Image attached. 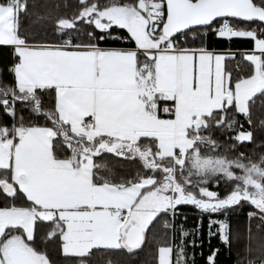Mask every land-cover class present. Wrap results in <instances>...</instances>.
Listing matches in <instances>:
<instances>
[{
    "label": "snow or ice",
    "instance_id": "snow-or-ice-1",
    "mask_svg": "<svg viewBox=\"0 0 264 264\" xmlns=\"http://www.w3.org/2000/svg\"><path fill=\"white\" fill-rule=\"evenodd\" d=\"M75 9L56 20L58 43L34 42L20 30L28 0H0V46L15 56L13 83L0 85V112L10 121L0 122V194L10 200L0 206V264H50L30 243L38 222H51L48 238L58 237L62 254L80 264L93 250L142 249L161 218L174 231L181 205L209 214V236L225 246L229 225L212 215L246 202L255 209L249 222L264 226V155L229 159L214 139L227 134L229 150L254 142L228 117L251 125L255 98L264 105V0H75ZM189 33L252 41L243 57L251 74L233 81L228 55L179 46ZM109 38L133 47H100ZM44 96L52 97L48 108ZM39 119L45 125L29 122ZM106 153L140 170L119 181L101 176L106 165L95 158ZM221 179L232 184L223 197L206 186ZM180 236L158 245L156 264H189L187 248L196 244L182 229ZM253 238L249 225V253ZM257 251L248 264H264V238Z\"/></svg>",
    "mask_w": 264,
    "mask_h": 264
},
{
    "label": "trees",
    "instance_id": "trees-1",
    "mask_svg": "<svg viewBox=\"0 0 264 264\" xmlns=\"http://www.w3.org/2000/svg\"><path fill=\"white\" fill-rule=\"evenodd\" d=\"M101 5L107 4L110 0H99ZM121 2H133V0H121ZM29 11L27 15H22L20 18L21 33L27 35L31 41L47 42L56 44L60 41L57 33L54 31L55 22L58 18L71 16L75 9V0H28ZM60 7L57 8L56 5ZM65 5H69L65 7ZM39 17H46L39 19ZM243 27L244 25H240ZM255 28L256 25L252 24ZM114 36H125L124 30L114 29ZM179 46L183 47H207V48H251L250 40L233 39L232 41L219 40L212 33L206 36L197 34L195 40L192 39V33H189L187 38H182L178 42ZM102 47H127L132 48L131 42L125 43L123 40H112L111 38L100 42ZM227 59V70L232 73V79L235 81L241 77H247L251 74V66L245 61L241 55H234ZM15 63L13 49L9 46H0V85H9L13 83V76L9 68ZM256 103L251 108L252 124L249 125L246 119L239 114L230 113L229 119L235 115L239 125H243V130H250L254 135V142L245 143L243 146L235 150H229L228 135L216 132L214 139L221 143L220 154L227 155L229 159L235 158L238 153L243 152L253 161H259L264 155V149L260 145L264 144V128L260 127L259 121L264 120V105L261 104V98L257 97ZM45 108L50 107L52 97L44 96ZM17 112L28 120L29 112L24 105H17ZM0 122L5 124L10 123L8 119L0 112ZM30 123H38L45 125L44 119L29 121ZM206 155H215L216 153L205 152ZM98 164L106 165V168L99 170V174L105 177H111L116 181L121 179L132 178L140 170L138 162L127 161L116 158L111 154H103L95 158ZM209 189L218 192L221 197L225 196L232 188V184L226 183L223 179L220 180L217 186L214 183L206 185ZM5 197L0 194V206L6 203ZM17 206H22L25 201L17 199L14 201ZM255 209L246 202L235 206L226 212L217 213L211 218L224 220L229 225L231 234V245H223L218 236H209V214L200 212L194 206L181 205L178 207L177 215L173 218L176 225L175 230L162 227L163 220L167 217L159 219L151 227L147 242L142 249L129 254L126 250H93L90 258H84L86 264H156V251L160 244L171 243L175 237L176 243L180 242L181 229L189 233L186 238L188 242L195 241L196 246L187 248L189 255V264H192L193 253L195 264H206V258L213 249H219L216 258V264H248L249 259H255L258 255V247L261 239L264 238V226H260L258 219H252L249 222V213ZM251 227L253 240L251 242L252 252L247 251L248 247V228ZM259 226V227H258ZM54 226L51 222H38L35 228L34 241L30 242L40 252L46 254L50 260V264H80V259L75 257H66L61 251V240L57 238H48V233ZM215 231V227L212 229Z\"/></svg>",
    "mask_w": 264,
    "mask_h": 264
},
{
    "label": "crops",
    "instance_id": "crops-1",
    "mask_svg": "<svg viewBox=\"0 0 264 264\" xmlns=\"http://www.w3.org/2000/svg\"><path fill=\"white\" fill-rule=\"evenodd\" d=\"M252 43V47L251 48H231V47H227V48H207L209 51H214L216 53H220V54H226L229 57L234 56V55H241L242 58L244 57V54L246 51H250L253 48V42ZM102 47V46H100ZM102 48H114V49H128L127 47H102ZM190 48H199V47H190ZM214 219L216 221H224L222 219H217V218H211ZM61 245H62V241H61ZM61 251H62V247H61Z\"/></svg>",
    "mask_w": 264,
    "mask_h": 264
},
{
    "label": "rangeland",
    "instance_id": "rangeland-1",
    "mask_svg": "<svg viewBox=\"0 0 264 264\" xmlns=\"http://www.w3.org/2000/svg\"><path fill=\"white\" fill-rule=\"evenodd\" d=\"M209 190H211V189H209ZM213 191V190H212ZM225 222V221H224Z\"/></svg>",
    "mask_w": 264,
    "mask_h": 264
}]
</instances>
